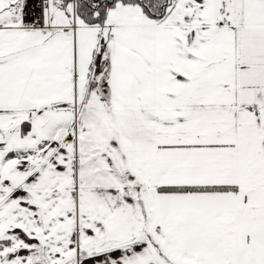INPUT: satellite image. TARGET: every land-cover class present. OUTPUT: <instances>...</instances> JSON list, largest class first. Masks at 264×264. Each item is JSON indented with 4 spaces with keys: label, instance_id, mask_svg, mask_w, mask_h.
<instances>
[{
    "label": "snow or ice",
    "instance_id": "6c2138e0",
    "mask_svg": "<svg viewBox=\"0 0 264 264\" xmlns=\"http://www.w3.org/2000/svg\"><path fill=\"white\" fill-rule=\"evenodd\" d=\"M0 264H264V0H0Z\"/></svg>",
    "mask_w": 264,
    "mask_h": 264
}]
</instances>
